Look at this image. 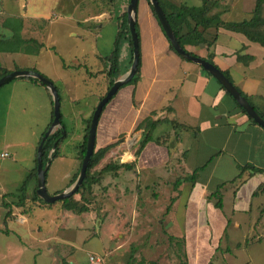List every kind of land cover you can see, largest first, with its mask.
<instances>
[{
    "label": "crops",
    "instance_id": "0c3cea01",
    "mask_svg": "<svg viewBox=\"0 0 264 264\" xmlns=\"http://www.w3.org/2000/svg\"><path fill=\"white\" fill-rule=\"evenodd\" d=\"M30 2L32 3V0H0V35L10 38L14 33H17L23 39H35L42 44V47L35 53L0 52L1 55L6 56L0 62V72L3 68L9 71L34 68L53 81L51 73H56L57 70L55 66L50 67V65L55 64L54 61L57 57L63 61V56L47 47L46 41L47 38H51V35L47 36L48 28L45 21L51 22L49 14L29 12L27 4ZM145 2L146 9L141 23H139L136 13L140 55L139 77L136 82L126 85L128 99L133 104V122L127 134L104 145H95L96 148H104L114 144L94 167L115 146L118 147V155L114 158L116 161H110L98 170H92V173L100 171L109 164L114 165L117 169L107 170L102 174L99 183L91 184L92 187L94 185L105 187V200H112L116 196L115 192L111 184L105 183V180L117 176L120 169H126L122 165L131 164L132 168L127 170L133 171L134 183L131 181L130 189L123 186L121 189L117 187V190L121 191L124 188V196L126 193H130L134 200V209L130 212H124L122 209L113 213L105 211L103 217L98 220V234L101 225L104 224L101 220L106 217L107 223L110 222L111 225V230H109V233L113 234L111 239L113 240L114 236H118L119 239L116 244L113 243L105 250L102 254L103 262L99 264H200L199 250L203 246H207L206 250H210V255L207 257L208 262H205V264H210L209 256L213 258L217 253V225L218 233L221 235L219 241L230 244L231 247L238 249L245 248L250 244L255 245L256 242L262 244L264 238V190L257 192V189L264 186V129L252 123L236 107L231 97L212 76L207 74V71L200 65L184 59L170 48L169 41L152 14L149 1L145 0ZM54 8L59 11L57 14L52 13L55 18L62 17L71 20L72 6L70 11L63 14H61V6ZM211 12L217 13V4ZM228 12L229 9L226 12H221L220 18L223 21L247 19L234 18L242 15L240 11H234L231 14ZM115 13L114 11V13L101 12L96 15H87L77 22V29L82 27L81 32L78 33L73 29L68 32V35L74 36L78 42H82L72 52L74 60L75 58L78 60L81 55L89 51L97 61H100V65L94 63L95 68H91L90 71L87 64L84 65L81 62L75 64V67L85 69L83 80H86L88 76L90 79L92 77L102 78L97 82L100 96L107 92L109 86L110 77L107 73L110 65L107 57L113 48L104 56L99 52L97 44L96 49L90 47L89 50L85 48L88 51L84 50L83 46H88V39L91 35V30L85 24L93 20L99 28H102L103 24L98 22L103 20L113 22ZM248 13L250 15V11ZM228 14H230L229 17L222 18V15ZM61 21L63 22V20ZM203 36L208 43H211L210 46H207L206 43L191 41L185 42L184 48L195 55L210 60L220 70L227 71L232 83L247 97L251 105L258 112L264 113V46L250 41L240 32L222 26L206 28L203 31ZM98 39L100 41L101 34L97 35L96 41ZM113 39L115 40V38ZM122 49L127 51L128 57L129 43L127 41L122 43L121 54ZM246 56H251L252 59L248 60ZM62 66L64 68L65 65L62 64ZM14 80L16 81H13L8 95L9 98L18 100L23 110L29 105L31 97L35 95L38 96L37 100L44 96L40 100L42 107L49 102V95L41 84L28 78ZM53 83L55 82L53 81ZM56 88L58 90L57 86ZM8 105H10V101ZM218 107L221 108V111L217 113ZM93 109L85 108L86 112L79 111L82 126L74 153L63 156L57 149L55 158L71 156V160H74L75 170L66 173L58 181L51 177L49 182L47 180L49 169L55 158L52 157L47 164L45 184L50 186L49 191L53 194L68 188L78 176L81 165L78 156L85 134V120L92 115ZM146 120L155 125L152 127L149 125L146 129ZM50 122L51 116L45 128ZM43 125L42 120L30 124L25 140L21 142L29 151L25 160L27 166L23 167L21 172L24 175L21 176L23 177L21 178L22 182L35 167L36 151L41 138L39 135H42L43 132H40L39 135L38 133L44 127ZM147 131L150 139L142 143ZM130 134L132 137L129 139ZM63 135L65 138V127ZM123 138L124 140H122ZM3 139H5L4 133ZM12 147L8 143L5 144V148L13 149ZM13 151L11 153L17 155L16 150L13 149ZM52 151L53 149L48 154L49 157H51ZM2 153L5 152L0 154ZM6 153L7 156H10L8 152ZM33 162L34 166L31 167ZM244 165H252L263 171L251 173L248 169L243 172L240 178L233 180ZM218 168L220 171L232 168L239 172L233 176L227 175V178L224 179L217 172ZM195 169H197L196 178L193 181L187 179L186 177L191 175ZM229 183L232 185L234 183L235 189L231 193L230 204L227 207L224 198L226 193L223 189ZM221 184L224 185L220 187ZM8 185L7 181L0 180V206L5 202L9 204L5 195L9 194V190L13 187L9 188ZM35 186L37 187V178L31 192ZM218 187L222 198L221 208L216 205L217 196L215 193H217ZM27 189L28 186L24 202L27 206L32 205L31 213H35L36 208L34 207L36 206L33 204L36 201L30 198ZM79 196L80 194H75L74 199H80ZM84 198H86L85 195ZM116 200L117 198L114 199V201ZM160 200L166 203L163 208L157 206V209L153 210V208L146 207L147 205L154 207L155 204L160 203ZM120 201V199L116 201L119 207L122 206V201ZM169 205L170 208L167 210ZM8 207L7 211H10V214L6 217L7 211L4 213L0 207V257L5 255L2 250L3 245H6L7 250L16 249L17 260L19 259L18 252H22L26 247L31 248L32 255H38L41 248L38 247L40 243H45L42 249L50 253L54 252L56 247L46 246V241L55 239L57 236L41 238L34 232L30 234L31 229L35 231L34 224L30 226V222L36 216L16 214L17 209L22 206H16L15 201H12ZM45 209L51 215L54 213L51 216V221L56 230H59L62 223L66 224L75 215L65 209L60 211L52 207L43 210ZM107 215L110 216L107 217ZM217 218L222 222H217ZM17 224L20 227L27 224L25 229L30 238L25 239L22 236L13 238L16 231L19 230ZM36 224L37 232L40 233L39 222ZM64 241L68 242L65 239ZM130 244L132 245L129 250ZM127 251L132 252L127 253ZM5 253L7 254V252ZM8 256L5 257L8 258ZM53 256L55 260L58 259L56 253H53Z\"/></svg>",
    "mask_w": 264,
    "mask_h": 264
},
{
    "label": "rangeland",
    "instance_id": "374dc122",
    "mask_svg": "<svg viewBox=\"0 0 264 264\" xmlns=\"http://www.w3.org/2000/svg\"><path fill=\"white\" fill-rule=\"evenodd\" d=\"M255 1L256 0H217V13L221 14V12H226L227 9H229L228 13L230 14L231 12L234 13V11L241 12L242 15L234 18H248V16L252 15ZM179 2L188 5L200 4V0H179ZM128 3L129 0H32V3L30 2L27 4L29 12H43L45 14H49L51 22H48V20L45 21L48 28L47 36L51 35V38H47V47L53 52H56V54H61L63 56V61H60L57 57L54 61L55 64L50 65V67L55 66L57 70L56 73H51V76L55 82V86L58 87L61 122L66 131V137L58 146V150L63 156H65L64 154L74 153L75 145L79 142L78 134L81 132L82 126L79 111L82 110L83 112H86L85 108H95L100 97L97 82H99L102 78L92 77L90 79L88 76L86 77V80H83L82 77L85 76V69L83 67V69L75 67V64L80 62L84 65L87 64L89 71L91 68H95V66H93L94 63H99L100 65V61H97V59L88 50L90 47L95 48L97 44L98 50L102 56L110 52L113 48V38H115L116 34V19H112L113 22L108 20L98 22L103 24L102 28H99L93 20L85 24V26L91 30V35L89 36L87 43L88 46H83L84 50L88 51V53L83 54L85 56L81 55L78 60L77 58L74 60L72 52L76 50L82 42L80 43L77 41V38L68 35V32L70 29L77 30L78 33L81 32L82 27L80 26L77 29V22L87 15H96L101 12L114 13V11L121 14L126 11ZM145 3V0H139L137 4L139 23H141L143 13H145ZM56 6L62 7L61 14L70 11L72 6L73 16L71 20H67L62 17L58 19L55 18L53 14H57L59 12L58 9L54 8ZM249 11L250 15L248 13ZM230 14L226 16L222 15V18H226L227 16L229 17ZM261 15L264 17V4ZM61 20H63V22ZM100 34L101 39L100 41L98 39V42L96 41V37ZM85 48H88V50ZM127 55V51L122 49V54L120 55L119 60L121 67L128 65L129 56L127 57ZM5 57V55L0 54V62H2ZM62 64L65 65L64 68ZM13 81L16 80L13 79L0 87V153L8 152L10 154V156L4 157L0 154V180L7 181L9 188L13 187V189L9 190L11 194L9 193L5 195V199L8 201L9 206L12 201L16 202L18 199L16 189L23 183V179H21L23 177L21 176L24 175L21 172L23 167L27 166L25 160L29 155V151H27L21 142L25 140V135L29 125L33 124V122L42 120L44 127H42L39 131L38 135L40 132H44L45 126L50 121L52 111V98L50 97L49 90L43 85L42 87L44 91H46L47 95H49V104L44 101L45 106L42 107L40 100H42L44 96L37 100L38 96L35 95L31 97L32 99L29 101V105L25 107V110H23L22 105L19 104L18 100L16 101L9 98L8 92L13 85ZM126 85L127 84L120 87L118 92L106 103L100 114L96 129V146H101L117 140L124 134H127V131L131 127L134 118L133 104L128 99V88ZM9 101L10 105H8ZM219 111H221L220 107L217 108V113ZM3 133L5 135V139H3ZM40 136L41 134L39 137ZM131 137L132 134H130L128 138L130 139ZM122 140H124V138ZM7 143L10 146H13L12 148L16 150L17 155L11 153L14 152L13 149L5 148V144ZM117 151L118 147H113V149L110 150V153L106 154L100 163L91 169V172L94 169L98 170L110 161H116L114 158L118 155ZM70 157L71 156L66 158H55L53 160L47 179L49 182L51 181L49 179L51 177H54V179L58 181L66 173H71L75 170L74 160H71L72 157ZM32 166H34V162L31 167ZM217 172L221 174V178L226 179L227 175L233 176L237 171L232 168H228L227 170L221 169L220 171L218 168ZM133 179V171L127 169H120L117 176L106 179L105 183L109 182L111 184L116 195L112 200H105L106 196H104V193L106 188L103 186L94 185L92 187V185H87L84 187L83 195L86 197L84 200L87 204H89L88 211L82 214L75 213V215L69 219L66 224L62 223L59 230H56L53 222L51 221V216L54 215V213L51 215L46 212L48 210L43 209L55 207L60 211L61 209L64 210L60 201H55L53 204H45L43 202H37V200L33 204L36 206L34 208H36L35 211L37 213H31L33 210L31 207L32 205L27 206L25 205V202H23L21 205L23 208L21 207L22 209H17L18 211L16 214H27L31 217L32 215L36 216V218H32V222H30L31 225L29 224L30 226H33L34 224L35 228V231H33V229L30 230V234L34 232V234H38L41 238L44 236L45 238L52 235L57 236L55 239H47L46 241V246L53 245L56 249H54V252L50 253L47 250L42 249V247L45 246V243H40L38 244V247H41L38 255H32L31 248L26 247L22 252H18L19 259L17 260L15 256V253H17L16 249L12 248L7 250L6 245H3L2 250L5 255L4 257H0V264H88V258L90 255L104 254L105 250L112 246L113 243L116 244L119 239L118 236H114L113 240L111 239L113 237V234L111 235L109 233L111 225L110 222L107 223L106 217L101 220L104 224L101 225L98 234V220L103 217V213H105V211L107 213H113L122 209L124 212H130L134 209V200L130 193H126L124 196V188L121 191L117 190V187L119 189L123 186L128 188L131 187L130 184L131 181L133 182ZM31 181L27 184V192H29L28 194L30 198L33 196V193L30 190L35 184V180L32 179ZM45 187L49 194H53L49 191L50 186L45 184ZM234 189V183L233 185L230 183L227 184L225 189H223V191H225L224 193H226L224 198L227 203V207L230 204L231 193ZM14 193H16V196ZM115 198H117L116 201L119 199L122 201V206L120 205L119 207V204L114 201ZM165 205L166 203L160 200V203L155 204L154 207H151L150 205H147L146 207L148 209L153 208V210H156L157 206L163 208ZM0 207L4 213L9 210V207H5L4 205ZM109 216L110 215H107V217ZM38 222L41 228L40 233L37 232L38 227L36 223ZM217 222L221 223L222 221L217 218ZM17 225L19 226V224ZM26 226L27 224L21 225V227L19 226V230L16 231V235L13 236V238H19L20 236L25 239L30 238L29 234L26 233ZM218 231L219 227L217 225V253L213 258L209 256L211 261L210 264H264V238L262 240V244H258L256 242L255 245L250 244L245 248L237 249L231 247L230 244H225L223 241L220 242L219 239L221 235H219ZM64 239L68 242L64 241ZM131 245L132 244L128 246L129 248L127 247L129 250ZM206 249L207 246H203L199 250L198 259L200 260V264L208 262L207 257L210 255V250ZM5 252H7L9 256ZM131 252L132 251H127V253ZM53 253L57 254V260L54 259ZM5 256H8V258Z\"/></svg>",
    "mask_w": 264,
    "mask_h": 264
},
{
    "label": "trees",
    "instance_id": "16d2710c",
    "mask_svg": "<svg viewBox=\"0 0 264 264\" xmlns=\"http://www.w3.org/2000/svg\"><path fill=\"white\" fill-rule=\"evenodd\" d=\"M158 2L163 9V11H164V13L168 19V22L173 29V32H174L177 40L179 41V43L181 44V46L183 48H184L183 44L185 42H191V41L197 42V43H206L207 46H210L211 43H208L206 41V39L203 36V31L208 27H217L218 28L219 26L225 27L227 29H230V30H233L236 32H240V33L244 34L250 41L257 42L260 45L264 46V17L261 15L264 0H256L253 11H252V15H250V17L247 19L238 20V21H223L220 18L219 13H212L211 10L217 4V0H200L199 5L182 4L179 2V0H158ZM149 6H150V9L152 11L153 16L157 20L163 34L165 35V33H164V31H163V29H162V27H161V25H160V23L156 17L155 12L153 11L150 3H149ZM115 18L118 22V25H117V33H116L114 44H113V50H112L111 54L107 57V59L109 61V65H110L109 71L107 73V75L110 77V82H109V86H108L107 90L112 85L114 79L116 77H118L119 75H121L123 72H125L132 62V41H131V37L129 34V30H128L126 11L122 12L121 14L119 12H116ZM135 27H136V31H137V25L136 24H135ZM186 27H187V30H185ZM137 35H138V31H137ZM165 37L168 40L166 35H165ZM124 41H127L129 43V62H128L127 66L121 67L120 61H119V56H120L121 46H122V43ZM138 41H139V35H138ZM169 45H170V48L173 51H175L174 48L172 47V45L170 44V42H169ZM41 47H42V44L38 43L35 39H32V38L23 39L17 33H14L13 36L10 38H6V37L0 35V52H19V51H21L24 53H32V52L35 53ZM246 58L248 60L252 59L251 56H246ZM206 60H208V59H206ZM208 61L211 62L210 60H208ZM33 70L38 72L34 68H33ZM139 70H140V55H139V61H138L137 71H136L135 75L131 78L130 81H128L125 84H131V83L136 82L138 77H139ZM8 72H10V71L3 68L0 72V77L3 76L4 74H7ZM222 72L232 82L229 73L227 71H222ZM207 74L209 76H211L208 72H207ZM28 79L43 85L42 83H40L35 78H28ZM125 84H123V85H125ZM238 91L247 99V97L240 91V89H238ZM104 95H101L99 97V100ZM231 99L234 101L236 107H238V109L241 112H243L252 123L256 124L253 121V119L250 118L246 114L244 109L232 97H231ZM51 104H52V102H51ZM255 110H256V108H255ZM258 113L264 119V113H260V112H258ZM91 116L85 120V122H86L85 134L83 137V142H82V145L80 147V152H79V156H78L80 161L82 160L84 153H85V149H86V137H87V132H88ZM52 117H53V115H52V111H51V121H52ZM145 123H146V125H145L146 129H148L149 125H150V127L155 125L154 123H150V121H148V120H146ZM50 124H51V122H50ZM60 124H61V128H59L56 131H54L53 133H51L43 143V153H42V164H43V166H46L51 161L52 157L53 158L56 157L58 146H59L61 140L64 138V135H63L64 126L61 122V115H60ZM143 124H141V125H143ZM49 125L45 128L44 132L47 130ZM141 125H139V126H141ZM44 132L42 133V135L44 134ZM42 135H41V137H42ZM149 139H150V136H149V133L147 131L142 143L146 142ZM113 145L114 144H111V145L104 147V148L94 147L93 154L91 155L89 165H88V168L86 170L85 178H84L82 184L80 185V187L76 190V193H74L73 195L66 197L62 200H58L62 203V206L65 210H68V211L73 212V213H79V214L88 211L87 203L84 200L83 188L86 187L87 185L99 183L101 181L102 174L104 172H106L107 170H111L113 168L117 169V167H115L114 165L109 164V165H106L100 171H94L95 173L91 172V169L98 163V161L103 156V154ZM51 149H53V151L51 152V157H49L48 154H49V151ZM122 166L126 169L132 168V165L129 163H126ZM36 167L37 166H36V158H35V167L27 175V177L23 181L22 185L17 190L18 199L15 202L16 206H21L22 203L25 201L27 183L31 179H34L36 181V178H37V168ZM248 169L251 171V173L263 171L261 168L254 167L252 165H244L241 167V172L233 180L240 178L242 176L243 172L248 170ZM196 172H197V169H195L193 171V173L191 175L187 176L186 178L193 181L196 178ZM223 185L224 184H221L219 186L221 187ZM36 188L37 187L35 186L34 190L32 192L33 196L31 197V199L34 201L38 200V202H43L46 204V202H44L40 197H38L36 195V192H35ZM262 189L264 190V186L259 187L257 189V192H258V190H262ZM255 193H256V191H255ZM75 194H80V199H78V200L74 199ZM215 196H217L216 205H217V207L221 208L222 198H221V193L219 192V187L217 189V193H215ZM3 205L5 207L9 206V204H7V203H3ZM169 208H170V205L167 207V210H169ZM9 214H10V211H7L5 214V217L8 216Z\"/></svg>",
    "mask_w": 264,
    "mask_h": 264
},
{
    "label": "water",
    "instance_id": "95a60500",
    "mask_svg": "<svg viewBox=\"0 0 264 264\" xmlns=\"http://www.w3.org/2000/svg\"><path fill=\"white\" fill-rule=\"evenodd\" d=\"M138 1L139 0H129V3L126 7L128 30L132 41V62L128 70L113 81L112 85L109 87L105 95L99 100V102L95 106L89 123V128L86 137V149L84 156L81 160L78 176L75 181L65 190L54 194H49L47 192L45 187V177L48 165L43 166L42 164L43 143L51 133H53L57 128L61 126L60 97L56 86L54 85L53 81L47 76L36 72L33 69L13 70L0 77V87L16 78H35L49 90V93L51 95L53 115L52 121L45 133L42 135L36 151L37 188L35 192L38 197H40L44 202L48 204L58 200H62L76 193V190L80 187L85 178L86 170L88 168L91 155L94 151L96 129L100 114L106 103L113 97L117 90L123 84L130 81L137 71L139 61V41L135 24ZM148 1L152 6L156 17L175 52L184 59L200 65L205 71H207L224 88V90L244 109L246 114L250 118H252L257 125L264 129V119L249 103V101L238 91L237 87L225 76L222 70H220L216 65L209 62L205 58L195 55L183 48L177 40L173 29L169 24L168 19L158 0Z\"/></svg>",
    "mask_w": 264,
    "mask_h": 264
},
{
    "label": "built area",
    "instance_id": "2783aa9c",
    "mask_svg": "<svg viewBox=\"0 0 264 264\" xmlns=\"http://www.w3.org/2000/svg\"><path fill=\"white\" fill-rule=\"evenodd\" d=\"M1 156H7V153H2ZM103 262V255H90L88 258V264H96Z\"/></svg>",
    "mask_w": 264,
    "mask_h": 264
}]
</instances>
